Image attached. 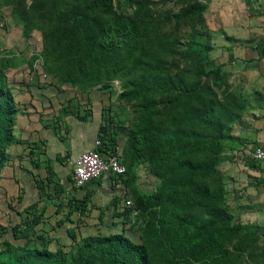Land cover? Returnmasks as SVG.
<instances>
[{
  "label": "trees",
  "instance_id": "trees-1",
  "mask_svg": "<svg viewBox=\"0 0 264 264\" xmlns=\"http://www.w3.org/2000/svg\"><path fill=\"white\" fill-rule=\"evenodd\" d=\"M179 1L183 5L174 18L192 33L183 43L160 31L151 0H122L125 8L114 0H32L22 14L25 35L32 25L43 30L45 61L48 67L53 61L48 69L60 82L81 91L119 80L118 99L130 107L133 120L120 150L110 123L105 152L126 169L111 178L123 181L127 173L132 178L144 158L160 183L148 195L134 194L125 206V214L135 211L141 221L139 242L123 233L98 234L81 238L68 251H52L6 241L0 264H264L262 234L230 212L219 168L227 144L238 140L230 130L247 111L246 101L236 91L218 89L216 82L226 85L225 77L207 68L212 46L197 39L206 2ZM16 5L25 8L24 0ZM7 66L0 58V172L15 141L18 113L5 81ZM210 76L219 81L210 83ZM90 196L69 204L84 213ZM17 229L12 227L14 238L30 243V232Z\"/></svg>",
  "mask_w": 264,
  "mask_h": 264
},
{
  "label": "crops",
  "instance_id": "crops-1",
  "mask_svg": "<svg viewBox=\"0 0 264 264\" xmlns=\"http://www.w3.org/2000/svg\"><path fill=\"white\" fill-rule=\"evenodd\" d=\"M209 5L215 19L211 18L207 24L215 30L214 36L218 39L212 52L214 56L217 53L222 56L216 59L217 65L230 72V82L241 88L249 104L248 110L231 127L230 134L238 140L227 144L225 159L219 166L228 208L243 224L257 226L264 237V162L251 159L257 146L264 147V0H210ZM26 76L28 86L8 85L18 113L13 129L15 141L7 148L8 159L0 172V208L3 206L2 210L9 215L15 214L18 220L14 217L11 226L4 230L12 232L14 226L17 230H33L48 244H56L59 242L56 227L70 223L63 243L74 244L83 237L98 235L88 231L80 236L73 228L76 227L74 218L83 219L97 208L89 200L90 205L83 207L84 213H79L69 204L70 200L82 199L88 193L94 198L98 192L114 188V196L121 198L117 211L123 209L126 199L131 200L121 180L110 175L82 188L74 185L71 171L69 181L66 177L72 161L93 145L99 132L110 128V123L116 131L119 123L112 121V114L107 110L110 107L108 89L91 87L80 91L71 86L68 87L70 94L58 93L53 84L34 87L33 77ZM83 115L85 118H81ZM119 136L120 150L123 142L120 143ZM55 184L60 185L58 190L54 189ZM43 186L48 188L46 194ZM29 205L33 207L26 212ZM102 215V210H98V220ZM32 217H38V222L31 223ZM48 218L55 219L54 224L47 225L50 230H36L44 227ZM0 225H4L1 220Z\"/></svg>",
  "mask_w": 264,
  "mask_h": 264
},
{
  "label": "rangeland",
  "instance_id": "rangeland-1",
  "mask_svg": "<svg viewBox=\"0 0 264 264\" xmlns=\"http://www.w3.org/2000/svg\"><path fill=\"white\" fill-rule=\"evenodd\" d=\"M151 1L152 3H150V7L154 9L156 18L161 22V32L166 31L167 34H170L172 37L177 38L180 43H183L191 38V29L185 23L177 22L174 18V14H177L179 12V9L183 5L182 1ZM202 1L206 2L207 4V7L204 11L205 25L200 29L202 33L200 34V36H197V39L199 40V42L208 43L212 46V50L209 52L207 68L210 70H214L215 74H219L225 77L226 85H223V81H214L216 83H219L217 84L219 85L218 89H223L226 87V89H228L229 91L238 92L241 96L244 97L248 110V98L242 93L240 87H238L236 84H233L232 81L230 82V72L222 70L221 67L217 65L219 64L217 63V60L221 59L222 56L218 53V56L217 54L214 56V52L212 51L214 46L217 44L218 39L214 36L215 30L211 29L207 24V22L211 18L215 19V17L213 16V12L210 9V0ZM16 2L17 0H0V58L8 60V66L4 69L6 84L11 87L14 86L13 84L17 83H22L23 87L28 86L27 79H25L27 77L26 75H28L30 79L33 77V81L31 84L35 85L34 87L38 88V86H40L42 83L47 84L48 86H51V84H53V88H55L54 90H56L58 93L67 91L68 94H70L69 92L71 91L68 87H71L72 85L60 82L57 79L56 75L48 69L51 68L54 63L53 61H48L47 63L50 64V67H48L46 64L44 57V34L41 27L32 25L31 29L29 30V34H24V24L26 21H24L21 17L22 14L25 13V10L30 6L32 0H24L25 8H22V6H17ZM114 4L118 8H125V4L124 2H122V0H114ZM165 21L166 24H164ZM178 48L181 47L178 45ZM36 60L37 66L36 68H34ZM185 63L186 65H191V63H189L188 61H186ZM179 64L183 66L184 61H181ZM25 72L27 74H24ZM42 73H45L46 77H42ZM36 77L37 79H35ZM115 80L119 82L118 79ZM115 80L109 81L108 87L97 86L96 88L98 90L108 89V105H110V107H108L107 110L112 114V121H114L115 123H119L118 129L115 131L116 138L120 135L121 137L119 136V138L122 139L120 143H124L125 132L131 125L133 118L130 107L118 99V88H116V85L113 83ZM207 80L211 83L213 80L219 81V78L210 76L207 78ZM63 85L64 87H62ZM34 145L32 146V148L34 147ZM70 171H72L71 168L69 169V172L66 176L67 178L68 176H70ZM67 180L69 181L70 177ZM42 181L43 179L41 180V182ZM99 182H101V179H99L97 183ZM121 182L122 185L128 189V194L130 195L132 200L134 194L136 193L142 195H148L152 193L159 185L160 180L151 174L149 165L143 158L138 160V162L136 163L132 178L131 175L127 173L126 178ZM90 183L94 182L92 181ZM43 188L45 189L44 193L46 194V190L48 188L46 189L45 186H43ZM115 190L116 189L114 188L113 190H108V192L101 191L98 192L94 196V198H90V202H92L91 206L97 209L92 210L91 215L84 217L83 219H73L74 221H76V227L73 228L75 232H77V234H79L80 232L81 236V233L86 234L88 231L95 234L123 233L135 242L140 241L139 227L141 226V221L135 213L133 214L129 212L125 214L127 212V207L123 205L122 210L117 211L115 209L119 205V201H121V198L118 195L114 196L113 193L115 192ZM57 192L61 194L60 191ZM15 204L17 205V203ZM88 205H90V203H88ZM2 207L3 206H1L0 208V220L4 223V225H0V250H3L5 248L4 242L6 241H11V243L14 245H24L28 243L27 245H29L30 247H40L42 245L52 251L56 250L58 247H62V249H64L65 251H68L72 248L73 243H63L65 229L67 228V226L72 225L70 223H65L64 225L59 224L58 227H56L55 230L57 231H55V233L59 237V242H57L56 244H48L49 242L45 238L43 240L40 238L38 239L33 230H28L30 232V243L23 240V238L21 237L15 240L16 238L13 237L11 230H4V228H9L11 226L12 222L15 220V214L9 215L6 211L2 210ZM98 210H102L104 214L102 215L101 220H98V218L96 217L98 214ZM15 218L16 220H18L17 217ZM54 222L55 219L48 218L47 221H45L44 227L37 228L36 230H43L47 232V230H50V227L47 225L54 224ZM259 243L260 246H264L263 235H261Z\"/></svg>",
  "mask_w": 264,
  "mask_h": 264
},
{
  "label": "built area",
  "instance_id": "built-area-1",
  "mask_svg": "<svg viewBox=\"0 0 264 264\" xmlns=\"http://www.w3.org/2000/svg\"><path fill=\"white\" fill-rule=\"evenodd\" d=\"M36 66L37 60L34 68ZM42 77H46V74L42 73ZM113 83L118 88L117 92L120 93V83L117 80ZM111 131V128H106V130L100 132V135L94 139L93 145L72 161L71 177L76 187L82 188L105 175L120 177L125 173V166L120 162L119 158L116 155H110L105 152L106 145L109 143L112 134ZM251 157L254 160L264 162V147L257 146L252 151ZM131 204L130 199L124 201L125 206H130ZM132 213L134 214L135 211Z\"/></svg>",
  "mask_w": 264,
  "mask_h": 264
},
{
  "label": "clouds",
  "instance_id": "clouds-1",
  "mask_svg": "<svg viewBox=\"0 0 264 264\" xmlns=\"http://www.w3.org/2000/svg\"><path fill=\"white\" fill-rule=\"evenodd\" d=\"M89 184V183H88Z\"/></svg>",
  "mask_w": 264,
  "mask_h": 264
}]
</instances>
